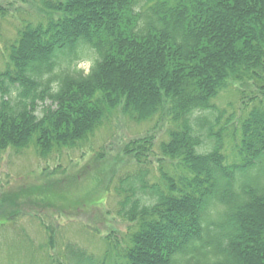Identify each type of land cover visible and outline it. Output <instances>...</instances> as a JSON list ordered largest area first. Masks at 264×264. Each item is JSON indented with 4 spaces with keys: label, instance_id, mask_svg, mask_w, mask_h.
Instances as JSON below:
<instances>
[{
    "label": "trees",
    "instance_id": "trees-1",
    "mask_svg": "<svg viewBox=\"0 0 264 264\" xmlns=\"http://www.w3.org/2000/svg\"><path fill=\"white\" fill-rule=\"evenodd\" d=\"M43 4L45 21L24 23L6 46L0 155L75 149L117 111L137 123L165 115L174 126L160 145L174 173L161 169L151 183L143 168L115 189L129 224L122 241L108 239L101 259L70 244L68 264H264V106L239 120L230 163L213 104L232 83L264 90V0ZM153 140L125 152L141 164Z\"/></svg>",
    "mask_w": 264,
    "mask_h": 264
},
{
    "label": "rangeland",
    "instance_id": "rangeland-1",
    "mask_svg": "<svg viewBox=\"0 0 264 264\" xmlns=\"http://www.w3.org/2000/svg\"><path fill=\"white\" fill-rule=\"evenodd\" d=\"M43 1L47 0H0V72L7 62L6 46L23 24L45 21ZM91 65L87 60L78 67L88 73ZM261 85L232 83L213 101L219 118L214 129L225 128L224 152L230 163L235 161L238 141L232 134L239 120L253 107L264 106ZM173 128L165 115L137 123L117 111L75 149L55 150L47 159L40 157L34 145L2 153L0 264H68L70 244L103 258L108 239L122 241L129 228L117 214L120 197L115 189L120 181L143 168L151 183L161 182V169L174 173L172 162L160 153ZM146 136L154 137L153 153L139 164L125 147ZM209 149L205 146L202 152Z\"/></svg>",
    "mask_w": 264,
    "mask_h": 264
}]
</instances>
